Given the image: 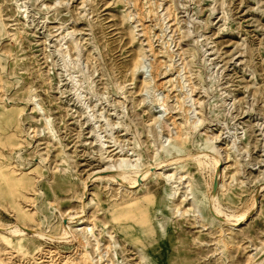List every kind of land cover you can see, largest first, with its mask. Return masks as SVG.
Segmentation results:
<instances>
[{
  "label": "rangeland",
  "instance_id": "obj_1",
  "mask_svg": "<svg viewBox=\"0 0 264 264\" xmlns=\"http://www.w3.org/2000/svg\"><path fill=\"white\" fill-rule=\"evenodd\" d=\"M257 257L264 0H0V264Z\"/></svg>",
  "mask_w": 264,
  "mask_h": 264
},
{
  "label": "bare ground",
  "instance_id": "obj_2",
  "mask_svg": "<svg viewBox=\"0 0 264 264\" xmlns=\"http://www.w3.org/2000/svg\"><path fill=\"white\" fill-rule=\"evenodd\" d=\"M153 70H154V72L155 73H157L158 72V63L156 62V61H154V63H153ZM179 136V135H178ZM204 153V152H203ZM204 155H205V157H208L207 155H206V153H204ZM212 157H214V161H213V164H214V166L216 167L217 165H218V163H219V161H222V159H224V158H222L217 152H214V151H212L211 152V154H210ZM197 156H199V155H197ZM203 156V155H202ZM210 157V156H209ZM199 158V157H198ZM198 160V162H199V164L201 165V164H203L204 163V161H202L201 159H197ZM179 161V160H178ZM123 163H126V160H124V159H122V160H120L119 162H116V164H113V165H107L106 167H104L105 168V170H101V171H96L95 172V174H93L92 175V178L94 177L95 179L96 178H101V176H99V175H97V173H101V172H103V171H111V172H113V171H115V174L114 175H112L111 176V178L110 179H113V180H120V182H122V181H124V180H128V183H130L132 186H135L136 184H137V175H140V177H142V179H145L146 177H147V175L149 174V169L148 170H145V171H142V172H140V170L137 168V165H136V163L135 164H131V163H127L128 164V166H129V172H126L124 169H122V165H123ZM159 166H164V164H163V162H157L156 163V167H159ZM112 168H114V169H112ZM161 172V171H160ZM162 173H164V172H161L160 174H162ZM95 175H97V176H95ZM163 175V177L164 178H166V179H171V177H173V173H165V174H162ZM139 184V183H138ZM176 191V190H175ZM214 201H216V198H215V196L213 195V197H212V199H211V209H212V211H213V213L215 214V216L216 217H220L221 216V214L223 215H225V219H224V221L225 222H227V221H229V219H230V216H231V218H233L234 220H235V225H237L238 223H240V221L244 218V216H245V214H246V212H242L241 214H225V213H223V211L221 210V208L219 207V205H218V203H217V205H216V203L214 202ZM254 204V203H253ZM255 205V204H254ZM179 210V208H176V211H178ZM229 216V217H228ZM77 219V217L74 215H72V216H70L69 218H68V221H74V220H76ZM223 221V222H224ZM84 223V222H83ZM229 223V222H228ZM8 228V230H9V232L10 233H12V234H18V233H21V231L23 230V229H21L20 227H19V225H12V226H9V227H7ZM88 228V227H87ZM5 229V228H4ZM25 230V229H24ZM90 230H92L91 229V227H89V231ZM37 235H39V236H43L44 235V233H41V232H35ZM63 236H61L60 238H66V236L68 235L67 233H66V231L64 230L63 231V234H62ZM38 236V237H39ZM85 260H86V258H85ZM264 263V257L262 258V259H260V257H257V258H254L253 259V264H263ZM46 264H49V262L48 263H46ZM73 264H75V263H73Z\"/></svg>",
  "mask_w": 264,
  "mask_h": 264
}]
</instances>
